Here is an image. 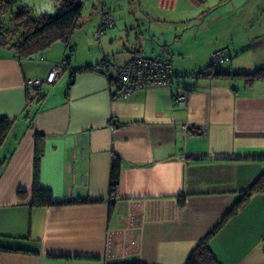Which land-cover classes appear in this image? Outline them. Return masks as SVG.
Here are the masks:
<instances>
[{
  "label": "crops",
  "instance_id": "1",
  "mask_svg": "<svg viewBox=\"0 0 264 264\" xmlns=\"http://www.w3.org/2000/svg\"><path fill=\"white\" fill-rule=\"evenodd\" d=\"M92 1L87 13L82 4L72 52L56 42L18 60L0 46V118L11 120L0 143V264H184L264 171V81L232 77L264 68V2ZM103 10L115 26L98 40ZM222 48L231 59L218 70L229 76L194 78ZM161 54L172 64L169 86L111 98L104 56L123 64ZM64 60L43 92L26 86ZM88 65L96 70H80ZM36 132L45 136L38 184L52 204L32 201ZM208 246L220 264H264V192Z\"/></svg>",
  "mask_w": 264,
  "mask_h": 264
},
{
  "label": "trees",
  "instance_id": "2",
  "mask_svg": "<svg viewBox=\"0 0 264 264\" xmlns=\"http://www.w3.org/2000/svg\"><path fill=\"white\" fill-rule=\"evenodd\" d=\"M57 4L56 11L52 15L43 13L35 16L27 8H19L13 16V30L4 29L2 25V14L8 9L10 0H0V46L7 47L18 60L32 58L42 54L56 42L66 45L69 52L73 51L71 44L72 35L82 26V1L80 0H54ZM100 2L104 0H99ZM204 1V0H201ZM2 4V5H1ZM16 33L14 38L6 39L7 33ZM67 64V60H64ZM210 65L208 66V68ZM206 68V69H208ZM80 70L95 71L91 65L85 66ZM212 75L213 77H227L229 74L221 73L218 68ZM233 78L243 79L246 85H252L257 81H264V68L257 69L251 73H236ZM72 80H70V84ZM11 127V120L0 118V143ZM35 151L33 165V192L32 201L37 205L52 204L49 191L39 187V160L42 149L39 141H44L45 136L36 132ZM120 161L117 156H113L110 167V189L109 196L113 199L116 195V187L119 179ZM264 192V171H262L242 192L238 200L225 212L219 222L212 230L190 251L184 264H220L208 246L210 238L234 215L240 206L254 193ZM110 199V200H111ZM183 201H180V205Z\"/></svg>",
  "mask_w": 264,
  "mask_h": 264
},
{
  "label": "built area",
  "instance_id": "3",
  "mask_svg": "<svg viewBox=\"0 0 264 264\" xmlns=\"http://www.w3.org/2000/svg\"><path fill=\"white\" fill-rule=\"evenodd\" d=\"M103 8L104 2L101 1ZM115 26V21L110 12L103 10L94 37H100ZM231 54L227 48L217 49L210 53V67L205 70L196 71L192 74L194 78L206 76L217 71L218 66L227 63ZM68 68L65 61L54 63L49 73L44 78H30L26 80L28 88L43 92L48 84L56 81L57 77ZM101 71L105 74L110 84L111 98L126 99L133 92L140 89L161 88L169 86L172 80V64L168 57L161 54L156 57L136 56L123 64H112L108 56H104L101 64ZM175 101L186 104L188 95L179 92Z\"/></svg>",
  "mask_w": 264,
  "mask_h": 264
},
{
  "label": "rangeland",
  "instance_id": "4",
  "mask_svg": "<svg viewBox=\"0 0 264 264\" xmlns=\"http://www.w3.org/2000/svg\"><path fill=\"white\" fill-rule=\"evenodd\" d=\"M255 0H252L254 2ZM264 2V0H261ZM93 2L92 0H82V4L84 7V13L88 11V4ZM105 2V1H104ZM98 4L101 6V2H98ZM105 4V3H104ZM2 5V4H1ZM27 8L31 14L38 16L43 13L48 14H54L56 11L55 8V1L54 0H10L8 9H5L2 14V25L4 29H11L13 30V16L16 14L19 8ZM16 36V33H7L6 39L8 38H14ZM221 66V65H220Z\"/></svg>",
  "mask_w": 264,
  "mask_h": 264
}]
</instances>
